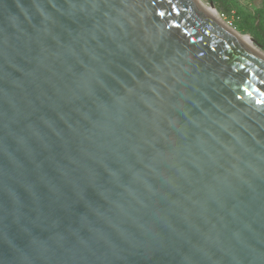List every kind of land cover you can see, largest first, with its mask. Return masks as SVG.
I'll use <instances>...</instances> for the list:
<instances>
[{
    "label": "water",
    "instance_id": "obj_1",
    "mask_svg": "<svg viewBox=\"0 0 264 264\" xmlns=\"http://www.w3.org/2000/svg\"><path fill=\"white\" fill-rule=\"evenodd\" d=\"M219 18L0 0V264H264V55Z\"/></svg>",
    "mask_w": 264,
    "mask_h": 264
},
{
    "label": "rangeland",
    "instance_id": "obj_2",
    "mask_svg": "<svg viewBox=\"0 0 264 264\" xmlns=\"http://www.w3.org/2000/svg\"><path fill=\"white\" fill-rule=\"evenodd\" d=\"M209 6L213 2L219 16L233 29L242 35L253 39V44L264 53V40L257 29L260 18L264 21V14L259 16L258 9L262 7L263 0H201ZM228 9L225 14L219 11V7L224 6Z\"/></svg>",
    "mask_w": 264,
    "mask_h": 264
},
{
    "label": "bare ground",
    "instance_id": "obj_3",
    "mask_svg": "<svg viewBox=\"0 0 264 264\" xmlns=\"http://www.w3.org/2000/svg\"><path fill=\"white\" fill-rule=\"evenodd\" d=\"M203 7H205L206 9H208L210 12H212L217 18H219V14L215 9L210 8L209 6L204 5L201 0H197ZM220 19V18H219ZM230 29H232L233 32H235L238 36H240L244 41H246L252 48H254L259 54L264 55L263 52H261L252 42V40L248 37V36H244L242 34H240L239 32H237L235 29H233L232 27H229Z\"/></svg>",
    "mask_w": 264,
    "mask_h": 264
},
{
    "label": "trees",
    "instance_id": "obj_4",
    "mask_svg": "<svg viewBox=\"0 0 264 264\" xmlns=\"http://www.w3.org/2000/svg\"><path fill=\"white\" fill-rule=\"evenodd\" d=\"M214 1V0H213ZM219 11L222 13V14H225V12L228 11L227 8H225V5L224 6H221L219 7ZM258 14L259 16H262L264 14V0H263V4H262V7L259 8L258 10ZM262 18L259 19L258 23H257V29L258 31L260 32L261 36H262V39L264 40V21H261ZM264 48V46H263Z\"/></svg>",
    "mask_w": 264,
    "mask_h": 264
}]
</instances>
